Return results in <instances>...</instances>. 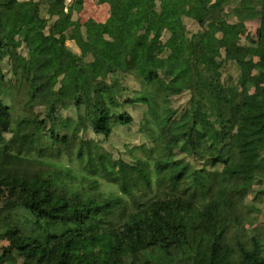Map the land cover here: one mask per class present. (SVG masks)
<instances>
[{"label": "trees", "instance_id": "obj_1", "mask_svg": "<svg viewBox=\"0 0 264 264\" xmlns=\"http://www.w3.org/2000/svg\"><path fill=\"white\" fill-rule=\"evenodd\" d=\"M83 1L65 7L66 0H0V84L5 65L17 89L39 79L57 86L53 104L38 114L32 141L18 146L6 136L15 125L8 91L0 85V254L5 263L12 258V264H264L261 241L251 238L247 244L230 237L246 197H264L261 187L255 189L264 179V0H162L159 10L155 0H106L105 25L120 27L107 35L91 19L73 18ZM41 4L47 12L53 9L47 22ZM229 5L233 22L213 35L209 14ZM183 17L199 30L188 35ZM247 26L253 41L245 39L242 52L234 53ZM165 32L163 44L154 46L151 40ZM68 38L79 53L64 44ZM191 46L200 50L196 58ZM153 56L163 60L160 71L147 65ZM227 64L237 74L223 82ZM145 71L147 84L158 91L167 90V81L182 71L191 75L190 85L183 76L175 82L188 93L185 106L172 114L157 112L147 96L126 86L129 78L144 86L139 80ZM111 80L129 93L124 103L148 108L154 117L148 129L159 131L155 150L142 148L145 159L134 163L101 154L94 142L77 136L89 129L108 138L115 125L133 122L116 110L113 88H103ZM196 84L200 90H193ZM96 92L102 96L99 103L85 98ZM68 108L76 122L58 115ZM259 117L261 125L249 124ZM72 156L84 172L79 177L53 163ZM153 177L154 194L137 202L136 194L152 192ZM99 179L119 194L99 192ZM237 179L242 182L234 187Z\"/></svg>", "mask_w": 264, "mask_h": 264}, {"label": "rangeland", "instance_id": "obj_2", "mask_svg": "<svg viewBox=\"0 0 264 264\" xmlns=\"http://www.w3.org/2000/svg\"><path fill=\"white\" fill-rule=\"evenodd\" d=\"M72 1L73 0H66L65 7L70 6ZM155 1L157 10H159L162 0ZM83 2L82 10L79 13H74V19H78L81 23L91 19L95 22L98 28L103 30L105 35H107L108 32L114 33L120 29V27L117 26L108 27L105 25V22L110 14V7L106 0H84ZM40 8L42 17L47 22L50 15L53 14V9H50L48 12L45 11V6L43 4H41ZM167 8L168 5H165L164 9ZM230 8L231 6L229 5L226 6L223 11L215 10L209 14L212 26L208 28V30L213 35L219 34L225 24L233 22ZM171 15H173L172 12ZM182 20L188 35L199 30V27L192 19L183 17ZM18 32L19 30H17L15 34L17 35ZM127 35L129 36L130 33H127ZM166 37L167 33L165 32L163 33L162 38L158 39L154 37L151 40V43H153L156 47H160ZM240 37L242 40L241 44H235L232 47L234 53L242 52L241 45L245 44V39H248V41H253L252 37H254V33L252 28L247 26L241 30ZM69 38L64 42V44L74 52L79 53L75 43ZM9 44L11 47H14L12 42H9ZM181 45L184 46V43L181 42ZM262 46L264 47V39L262 41ZM191 51L193 58H196L197 54L200 52V50L196 47H192ZM19 52L22 55L25 54L23 50H20ZM260 60L264 61V54L261 55ZM147 65L150 68L160 71L163 68L164 63L160 57L153 56L148 59ZM2 70L5 74V80L0 85L1 88L8 91L6 94L8 97L7 103L12 107V119L15 125L14 132L12 134H6V136L18 146H28L32 141L33 126L38 114L41 113L44 108H48L51 104H53V101L56 98V81L49 82L39 79L30 85L24 82V84H22V86L17 89V86L13 83L11 75L8 72L7 66L4 65ZM63 72L64 71H61V74H63ZM236 74L237 72L234 70V67H232L231 64L225 65L222 70L223 82H228L229 77L232 81L236 77ZM180 76H183L185 79V84H191V75L187 74L185 71H182L179 73L178 78ZM216 76H219L218 72L216 73ZM141 78L142 79L139 81L144 85L141 88L138 86L136 87L137 84L132 81L131 78L126 80V86L129 88H136L137 93L147 96L150 99L151 105L156 109L157 112L164 110L167 114H172L173 110H180L185 106L188 100V93L184 91L183 88L175 86V82L178 80V78L169 79L166 83L167 90L165 91H158L155 87L147 84L148 74L146 71L142 73ZM84 80H87V78L85 77ZM102 86L103 88H113V96H115V99L117 97V102L120 105V108H117L116 110L119 112L121 111L128 113L133 118V122L128 126L115 125L111 135L108 138L95 135L89 129L84 132H79L77 136L84 141L94 142L101 154H110L114 160L122 159L126 162L134 163L138 158L145 159V156L143 155L144 151H149L150 149L155 150L156 145L160 142L156 139L159 134L158 128L152 126L153 129L150 130L148 127L152 124H146L154 120V117L148 113V108L145 106L124 103L128 97L127 94L129 93L125 92L124 88L122 89V86L120 83H118V81H105ZM201 87L202 86L196 84L193 87V90H200ZM203 90L206 91L210 96L216 97V92L212 88L206 87ZM89 97L93 99L94 103H99L102 101V96L97 92L93 93V95H90L89 93L85 95L86 99ZM91 112L92 107H88L86 113L89 119H92ZM75 114L76 113L71 108L61 109L60 113H58V115L63 119L67 118L70 119V121L76 122ZM262 121L263 118L259 117L254 121H249V124L259 126L261 125ZM42 141L44 142V139H42ZM139 146H141V148H139ZM142 148L144 151L141 150ZM150 158L152 160L155 159L156 154L153 152ZM53 163L59 167L70 169L77 177L84 174L80 164L76 161L74 156H72L70 160L66 157H61L60 159L53 161ZM150 168L152 169L151 166ZM152 182V192H148L146 196H138L136 194L135 199L137 202H143L154 194L156 188L154 184V177L152 178ZM240 182H242V180H235L233 182V186H238ZM261 183L263 184L257 185L255 189L258 190L261 187L262 190H264V179L261 181ZM79 184L77 183L74 185ZM83 186V188H86L85 191H88V186ZM98 191L103 195L119 194V191L114 185L107 184L100 179ZM125 202L127 203L129 209L133 207V203L127 197H125ZM238 210L240 217L235 221L230 231L231 240H234V236H238L239 240L245 241L247 244H250L248 240L251 238L259 240L264 244V197L259 195L257 197L249 195L239 206Z\"/></svg>", "mask_w": 264, "mask_h": 264}, {"label": "crops", "instance_id": "obj_3", "mask_svg": "<svg viewBox=\"0 0 264 264\" xmlns=\"http://www.w3.org/2000/svg\"><path fill=\"white\" fill-rule=\"evenodd\" d=\"M0 245H1V241H0ZM9 261L11 262V264L15 262V261L12 260V258L9 259ZM5 262H6V258L3 257V256L0 254V264H6Z\"/></svg>", "mask_w": 264, "mask_h": 264}]
</instances>
